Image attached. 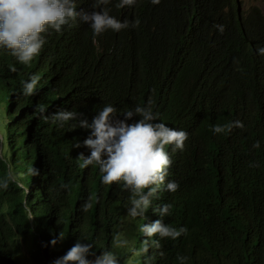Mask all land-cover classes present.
Instances as JSON below:
<instances>
[{
    "label": "clouds",
    "instance_id": "9594fccd",
    "mask_svg": "<svg viewBox=\"0 0 264 264\" xmlns=\"http://www.w3.org/2000/svg\"><path fill=\"white\" fill-rule=\"evenodd\" d=\"M0 56L6 91L78 129L50 168L68 241L51 264H206L218 205L264 229V0H0ZM37 175L0 189L38 202Z\"/></svg>",
    "mask_w": 264,
    "mask_h": 264
},
{
    "label": "trees",
    "instance_id": "16d2710c",
    "mask_svg": "<svg viewBox=\"0 0 264 264\" xmlns=\"http://www.w3.org/2000/svg\"><path fill=\"white\" fill-rule=\"evenodd\" d=\"M4 59L5 56H0V62ZM9 94H13L12 90L6 91V85L0 82V102L11 107L17 102L21 109L17 120L6 110L11 116L10 121H0L3 132L0 178L8 172L15 178L16 170L23 172L32 165L38 172L33 182L40 188L35 197L38 202L31 199V194L25 196L14 182L10 181L6 189H0V264H51L62 255V251L57 252L68 241L67 230L60 228L62 193L59 186L54 188L50 168L61 146L67 144L69 151V145L76 141L78 129L71 127L76 121L58 126L52 119L55 111L34 112L28 104L32 102L31 95L14 93L13 98L8 99ZM92 110L93 107L88 106L83 115ZM15 135L19 137L18 144H15ZM26 177L31 183V176ZM56 182L60 184L61 177L56 178ZM232 187L238 190L237 184ZM24 204L32 212L31 219L26 215ZM217 207L200 227L201 255L206 264H264V229L258 225L242 227L244 216L240 211ZM55 230L65 237L54 248L48 249L46 242L55 236ZM63 250L64 253L66 250Z\"/></svg>",
    "mask_w": 264,
    "mask_h": 264
}]
</instances>
